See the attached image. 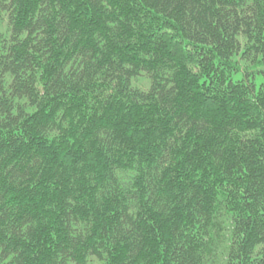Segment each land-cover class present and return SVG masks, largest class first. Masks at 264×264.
Listing matches in <instances>:
<instances>
[{"label": "trees", "instance_id": "16d2710c", "mask_svg": "<svg viewBox=\"0 0 264 264\" xmlns=\"http://www.w3.org/2000/svg\"><path fill=\"white\" fill-rule=\"evenodd\" d=\"M0 264H264V0H0Z\"/></svg>", "mask_w": 264, "mask_h": 264}, {"label": "rangeland", "instance_id": "374dc122", "mask_svg": "<svg viewBox=\"0 0 264 264\" xmlns=\"http://www.w3.org/2000/svg\"><path fill=\"white\" fill-rule=\"evenodd\" d=\"M241 65H244L242 62ZM135 87L141 88V90L145 91L148 89L149 83L145 78H141L138 81L134 82Z\"/></svg>", "mask_w": 264, "mask_h": 264}]
</instances>
